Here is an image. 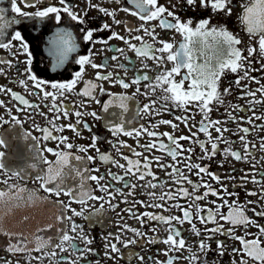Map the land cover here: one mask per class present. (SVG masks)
I'll return each instance as SVG.
<instances>
[{
  "label": "snow or ice",
  "instance_id": "snow-or-ice-1",
  "mask_svg": "<svg viewBox=\"0 0 264 264\" xmlns=\"http://www.w3.org/2000/svg\"><path fill=\"white\" fill-rule=\"evenodd\" d=\"M83 3L86 6L80 8L70 0H58V3L48 0L46 6L45 0H10V12L13 14L10 19L6 17L9 9L0 7V49L8 50L13 57L12 60L0 59V64H7L9 69L16 67L15 80L26 94L22 95L13 88L0 85V94L16 102L9 107L4 99H0V108L6 110L8 117L6 119L4 115H0V129H3L4 125H11L7 131H0V149H3L0 150V171H4L8 176V179L3 181L7 186L6 189H0V235L17 238L15 243H8L7 251L28 253L29 256L33 251L40 252L42 256L31 258L36 260L52 258V264H62V262L82 264L87 261L89 255L99 256L100 253L92 247L94 238L90 237L73 217H82L91 221L94 216L103 214L104 204H108L113 210L117 207L112 203L116 195L124 197L122 202L128 203V197H134L139 187L163 188L164 184L160 182V177L153 171L155 165L169 178L172 187L159 195L149 192L147 195L151 202L133 200L132 206L125 209L142 227L146 223L145 217L148 221L167 225L166 238L159 240L167 246L163 251L166 260L160 261L150 257L149 259H153V264H176L181 259L188 261V264H208L210 254L215 257L213 264H223L222 258L225 253L229 254L230 264H250V262L264 264V239H262L264 224H260L257 219L264 218V204L260 203L264 201V181L256 178V164L252 163V171L245 172L240 177V181L245 186L246 195L258 199L243 202L239 199V192L229 191L224 183V180H235V176L221 177L210 170V162L221 153V144L227 145L222 150L224 160L231 157L234 161L248 162L249 156H253L251 149L256 147L248 140L249 134L253 130L264 132V113L257 115L256 111V105L264 107V83H261L264 76L257 78L252 75L253 72L264 73V0H244L240 5L241 13L237 19L250 41L246 48L240 47L243 43L242 39L227 26V18L233 15V0H176V3L169 0L168 6L160 4L159 0H106L108 5L114 6H105V0H96V2L83 0ZM127 5H133L135 10ZM178 7L190 8L193 12L197 9L201 12L209 10L211 12L208 16L199 19L194 16L182 19L176 11ZM25 8L34 10L25 11ZM93 10L99 14L94 18L98 23L89 26L93 22L89 19V12ZM120 12L136 17L141 23L139 26H134L130 22L118 19ZM65 15L74 22V27L82 34L83 43L89 47L86 54L76 60L79 69L75 71L73 77L66 82H59L41 76L34 69L31 37L24 21L54 20L56 25H61ZM213 16L222 19L218 23H213ZM152 21L157 23L151 24ZM121 24L126 35L115 30ZM32 27H35L34 23ZM157 28L175 32L182 39L179 42L174 38L165 39L160 32H157ZM101 33L108 35L105 37L100 35ZM112 40L122 41L126 48L111 46ZM96 45L102 47L96 49ZM76 48L72 33L58 27L50 39L49 53L54 58L53 70L62 67L68 54ZM107 51L116 54L110 58L105 56L102 63H96L95 57ZM128 52H133L136 59L132 60L127 55ZM20 56L25 57L23 63L26 66L23 72L18 67L21 62ZM121 59L128 61V64L120 62ZM137 61L140 63L139 69L136 68ZM168 64L172 66L168 67ZM253 64H258L259 67L255 68ZM86 67L95 70L93 78L84 79ZM109 68L112 70H108ZM129 72H133L132 77H129ZM152 72H155V76L151 75ZM227 73L236 76L232 85L238 89L239 99L247 101V107L228 104L225 107L227 118L213 119L211 113L216 106H224L225 98L233 92L232 85L221 90L222 79ZM0 76H7V71L2 67H0ZM81 82L83 87L77 89V85ZM105 83L109 88L105 87ZM142 83L144 91L141 90ZM252 83L257 85L254 90L250 87ZM116 86L124 91L118 93L110 91V88ZM133 88L134 90L129 94L128 90ZM72 94L80 97L79 102L65 104ZM138 95L148 99L142 109L138 107V115L142 111L147 115L161 116L164 113L171 114L174 109H179L184 114L175 115L172 120L160 119L156 123H150L149 127L141 125L138 129L129 130L125 126L123 114L129 111V102ZM257 95L260 99H257ZM153 96L155 99L151 98ZM104 97L107 99H103ZM93 104L99 106V113L95 109L88 110ZM13 108L16 114L13 113ZM193 111L201 115L199 121H195ZM239 112H251V115L238 116ZM103 114L117 117L114 120H105V128L112 136L107 143L125 163H120L111 152L101 151L99 143L102 142V138L93 132L95 125L85 119L91 117L93 121H100L104 119ZM36 115L43 117L47 124L43 127L36 124ZM73 117L74 123L71 122ZM29 120L33 121V129L41 133L39 137L34 136L31 131L23 130V124ZM63 121L68 122L63 123ZM256 121L261 123L256 124ZM229 122L237 125V132H232L231 128L225 126ZM180 124L187 129L188 135L174 134ZM244 124L249 127H244ZM81 125L83 130L91 134L90 143L87 145L73 143L69 136L63 134L71 131L75 137L80 138ZM161 125L169 126L174 131L158 132L156 129ZM17 126L21 131L12 135L10 141L8 133ZM225 133L238 136L242 149H234L231 146L234 141H230ZM201 134L206 139H200ZM121 135L135 139L136 148L142 151H137L132 145L119 139ZM143 136L151 138L150 141L140 144L139 138ZM260 139V148L264 150V137ZM12 141L19 142L20 163L14 168H7L4 158ZM40 141L55 142V146L49 147L45 143L41 147ZM181 141H188L189 146L185 147ZM193 146L200 149L199 162L193 161L195 152ZM122 149L132 153V156L124 154ZM91 151L96 155L89 154ZM155 152L164 155H155ZM45 153L52 159H49V155ZM165 156L169 157L171 162H164ZM97 159L121 169L123 174L112 172L110 168L106 174H92L100 172L98 167L88 166ZM219 166L223 167V161ZM192 175L197 177L196 181L191 179ZM261 176L264 177V173H261ZM13 177L25 182L31 180L38 185V188L29 189L26 183L9 184L8 181ZM209 180L215 182L218 187H214ZM89 181L95 182L97 186L95 190L90 187ZM249 182L258 185L259 191L248 190L246 185ZM116 183L121 184L122 187H115ZM185 184L189 187H185ZM125 189L128 190L126 194ZM201 189L204 191L201 192ZM94 191L105 193L108 198L105 199L104 195L96 196ZM41 192L45 195H40ZM61 196L68 197V202L61 200ZM210 196L216 199L209 201ZM51 197H55V200L50 199ZM230 198L231 202H229ZM180 200L185 203L169 204L170 201ZM89 201L102 203L99 208H95L85 216V211L92 207ZM201 201L207 203L201 204ZM45 202L63 209L52 218L62 225L56 234L58 242L51 236L38 234L55 228L52 222L37 227L28 236L22 231H12L8 227V218L19 209L38 208ZM72 203L80 204L82 207L77 211L71 207ZM137 204L160 209L161 213L145 211L136 215L133 209ZM250 205L255 206L249 207ZM172 208L179 209L181 214H172ZM223 208L228 209L227 213L221 211ZM68 211L72 213L71 216L66 214ZM249 211L252 216L248 215ZM163 212H168L169 215L165 216ZM23 219L27 221L29 216L25 215ZM195 221H199L204 226L203 229L198 228ZM65 222H70V227H63ZM185 223L190 226L192 234L199 237L195 242V251L193 245H189L183 235L182 228ZM209 224L213 227H208ZM225 224L229 227L225 228ZM253 227L256 232L248 230ZM238 228L244 229L243 235L235 234ZM151 231L155 233L157 229L153 227ZM126 232H131L133 236L126 238ZM146 235L140 229L123 224L118 233L110 232L107 236H102L103 256L109 260H116L118 254L122 257L118 245L128 248L130 245H136L138 238L142 240ZM217 236H226L238 241L240 247H232L229 252L226 241L216 239ZM77 241L83 244V247H80ZM156 242L155 237L148 239V243ZM213 242L216 245L215 249L212 247ZM29 245L34 246L29 247ZM57 250L59 253L68 252L69 256H60L56 259ZM183 252H187L188 255L183 256ZM174 253L181 255H170ZM136 255L140 264H145L144 256ZM72 256H75V259H72ZM88 264L92 262L88 261ZM95 264H100V261L96 260Z\"/></svg>",
  "mask_w": 264,
  "mask_h": 264
},
{
  "label": "flooded vegetation",
  "instance_id": "flooded-vegetation-1",
  "mask_svg": "<svg viewBox=\"0 0 264 264\" xmlns=\"http://www.w3.org/2000/svg\"><path fill=\"white\" fill-rule=\"evenodd\" d=\"M51 2L52 3H58V0H51ZM70 2L72 4L79 5L80 8H84L86 6L83 3V0H70ZM93 2H96V0H93ZM159 2H160V4L168 6L169 0H159ZM47 3H48V0H45V6L47 5ZM172 3H176V0H172ZM242 3H244V0H233V5H234L233 15L231 17L227 18L226 22H227L228 29L230 31H232L234 34H237L242 39L243 43L240 45V47L246 48L248 46V44L250 43L249 36L245 33L242 25L240 24V22L237 19V17L241 13L240 5ZM21 6L23 7V5H21ZM39 6L40 5H37V7H39ZM105 6H114V5H108L106 3V0H105ZM127 6L133 8V10H135L133 5H127ZM0 7H4L6 9H9V11L6 12L7 18L10 19L13 16V14L10 12V0H0ZM24 10L31 12L34 9L33 8H25ZM176 11L178 12L179 15H181L182 19H185L189 16H194L197 19H199V18H203L205 16H208L211 12V10H209L207 12H201V10H199V9H197V11L193 12V10L190 8L182 9V7H178L176 9ZM98 15L99 14L95 10L89 12V19L93 20V22L89 26H95V24L98 23V21L94 20V18L97 17ZM117 18L121 19L122 21L130 22L134 26H139V24L141 23V21H139L136 17H132L130 15H127L124 12H120L118 14ZM103 19H106V18H103ZM212 19H213V23H218L221 21L222 18L219 16H213ZM33 23L35 24L34 28L32 27ZM156 23H157V21L151 22V24H156ZM24 24L27 26L28 34L31 37L30 42H31L32 47H33V56H34L33 67H34V69L41 76H43L45 78H49V79L59 81V82H66L67 80H70L73 77V74L75 73V71H77L79 69V66L76 64V60L81 55L86 54L87 48L89 47L88 45H85L83 43V41L81 39L82 34L77 31L76 27H74V22H72L65 15L64 20L61 23V25H56L54 20L40 21L38 19L36 21L26 20V21H24ZM58 27L65 28L67 31L72 33L73 38L75 39L77 48L75 51L70 52L68 54L67 59L65 60L62 67H60L59 69L53 70L52 65L54 64V58L49 53L50 39L53 37V35L56 32ZM115 30L120 32L122 35H126V33L124 32L123 24L116 27ZM157 32H160L161 36L164 37L165 39L172 40L174 38L176 42H179L182 39V37L175 32L162 31L159 28H157ZM100 35H103L106 37L108 35V33H101ZM110 45L113 47L126 48V46L122 43V41H119V40L110 41ZM100 47H102V46L96 45V49H99ZM114 54H116V53H114L112 51H107L105 53L97 55L95 57V62L96 63H102L105 56L110 58ZM127 55L129 57H131L132 60L136 59L135 54L133 52H128ZM245 55H247V52H245ZM0 59L12 60L13 57L8 52V50L0 49ZM19 60L21 62L19 63L18 67H19V70L21 72H23V70L26 66L23 63V61L25 60V57L20 56ZM120 62L128 64V61H125L123 59H121ZM110 63L114 64L116 62H110ZM149 63H151V62L149 61ZM171 66H172L171 64H168V67H171ZM0 67L4 68L7 71V76H0V85H6L7 87L13 88L17 92H20L22 95H26L24 93V90L22 89V87L18 84V81L15 80V78L17 76L16 67L9 69L7 64H0ZM253 67L258 68L259 65L253 64ZM136 68L137 69L140 68L139 61L136 62ZM45 70H47V71H45ZM108 70H112V69L109 68ZM94 75H95V70L92 69L91 67H86L84 79L93 78ZM151 75L155 76V72H152ZM252 75L256 76L257 78H260V77L264 76V73L253 72ZM132 76H133V72H129V77H132ZM235 78H236V76L234 74L227 73L225 75V77L222 79L221 90L223 89V87L232 85V81H234ZM177 79H179V77H177ZM242 83H244V82H242ZM261 83H264V79L261 80ZM232 86H233L232 95L225 98V105L224 106H216L214 111L211 113V117L213 119H226L227 117L225 114V107L228 104H240V105L247 107V101L239 99L238 89H236L234 85H232ZM29 87H31V82H29ZM82 87H83L82 82L77 85V89L82 88ZM105 87L109 88V85L107 83H105ZM250 87H251V89L254 90L257 87V85L252 83V84H250ZM133 90H134V88L128 90V93L131 94V91H133ZM141 90L144 91L143 83L141 84ZM110 91L118 93V92H121L124 90L121 89L119 86H116V87L110 88ZM157 95H159V92L157 93ZM26 98H28V97L26 96ZM151 98L155 99V96H153ZM0 99H4L6 101V103H8L9 107H12L13 103H16V102L10 101V98L5 97L3 94H0ZM103 99H107V97H104ZM249 99H251V98H249ZM257 99H260L259 95H257ZM79 100H80V97H77L74 94H72L69 96V99L65 101V104L71 105L73 101L79 102ZM147 102H148V99L143 95H138L134 100L129 102V111L127 113L123 114L124 119L126 121L125 126L127 129H129V130H131L133 128L138 129V128H140L141 125H143L145 127H149L150 123H156L160 119L172 120L175 115H183L184 114L181 110L174 109V110H172L171 114L164 113L161 116L147 115V114L143 113L142 111L138 115L137 114L138 107L142 109L143 104H145ZM92 109L97 110L99 113V106L93 104L91 106V108L88 110H92ZM45 111H47V109H45ZM256 111H257V115H260V114L264 113V107H262L261 105H256ZM13 113L16 114L14 108H13ZM0 115H4L6 119L8 118L7 114H6V110L3 108H0ZM17 115H19V114H17ZM103 115H104V119H102L100 121H93L91 117H85V119L88 120V122L90 124L95 125L93 127V132H95L101 136L102 142L99 143V147L101 148V151L102 152H111L112 156L115 159L119 160L120 163H125V161L120 159L119 155H117V153L111 148V145H109L107 143L108 139H112V136H111V133L109 131H107V129L105 128V120H107V119H113L114 120V119H117V117L112 116L111 114H103ZM192 115H194L195 121H199L201 119V115L195 111L192 112ZM237 115L238 116H250L251 112H247V113L239 112V113H237ZM21 118L23 119V116H21ZM67 122L68 121H63V123H67ZM71 122H73V123L75 122L74 117L72 118ZM174 122H176V121H174ZM35 123L39 124L43 127L47 124V121L43 117L36 115L35 116ZM260 123H261V121H256V124H260ZM225 126L231 128L232 132L238 131L237 125L235 123L229 122ZM243 126L249 127V125H247V124H244ZM10 127H11V125H4V128L0 129V131H7L8 129H10ZM80 128L82 131V137H80V138L75 137L74 133H72L71 131H66L63 134L69 136L72 139L73 143L87 145L90 143L91 134L89 132H87L86 130H83L82 125L80 126ZM23 130L31 131L32 134L34 136H37V137H39L41 135V133L36 132L33 129V121H31V120H29L23 124ZM156 130L158 132H161V133L174 131L171 127L165 126V125L159 126ZM195 130L196 129H193V131H195ZM20 131H21V129L19 128V126H17L12 132H9L8 133L9 140L11 141L12 135L18 134ZM174 134L176 136H180V135H188L189 133H188L187 129H185L184 125L180 124L179 129L175 130ZM213 135L215 136L216 134L213 132ZM225 136L228 137L230 141H234V143L231 145L234 149H242V144L240 143L238 136H233L231 133H225ZM261 137H264V132L253 130L249 134L248 140H250L253 144H255L256 147L254 149H251L253 156H249L248 162L234 161L231 157H229L227 160H224V157L222 155V150L225 147H227V145H224V144L220 145L221 153L218 154L215 157V159L210 162V170L215 172L217 175H220L221 177H226L228 175H232V176L236 177L235 180H224V183L228 186L229 191L239 192V194H240L239 199L242 202L245 200H257L258 199V197H255V196H247L246 192H245V186L240 181V177L243 176L245 172L252 171V163L256 164V168H255L256 178L258 180L264 181V177L261 176V173H264V150H262L260 148V144H261L260 138ZM119 139L124 140L127 144L132 145L134 148H136V140L133 139L132 137H126V136L121 135L119 137ZM150 139L151 138H149L147 136H143V137L139 138V143L140 144H146L150 141ZM200 139H206V137H204L203 134H201ZM165 142H167L166 138H165ZM18 143H19L18 141H12L10 143V147L7 150V154L4 158V162L7 166V168H14V167H16V165L18 163H20V159H19L20 152L18 150ZM30 143H31V141H30ZM45 143H47V146H49V147L55 146V142L40 141L41 147H43L45 145ZM181 143L184 144L185 147L189 146L188 141H181ZM193 147H195V152L193 154V161L199 162L198 157L200 155V149L197 146H193ZM0 150H3V149H0ZM136 150L142 151V149H140V148H136ZM122 151L124 152V154L129 155L130 157L132 156V153L128 152L126 149H122ZM89 154L96 155V153L94 151H91ZM45 155H49V154L45 153ZM81 155H83V154H81ZM155 155L163 156L164 154L161 152H155ZM49 159H52V157L50 155H49ZM221 161H223V167L219 166ZM164 162H166V163L171 162L170 158L165 156ZM204 163H209V162L204 161ZM88 166L92 167V168L98 167L100 169L99 173H92V174H96V175L106 174V172L108 171L109 168L111 169L112 172H115L118 174H123L121 169L116 168V167L112 166L111 164L103 163L99 159H97L95 161V163L89 164ZM233 169H235V171H233ZM153 171H155L157 173V175L160 177V182L164 184L163 188L158 187L156 189H152V188H146V187H139L136 189V193H135L134 197H128V203L122 202L124 200V197H122L120 195H116V198H115V200L112 201V203L116 204L117 207L113 210V209L109 208L108 204H104L103 214L98 215V216H94L91 221L86 220L82 217H73L75 222L79 225H82L84 228V231L86 233H88L90 235V237L94 238V242L92 244V247L98 253H100L99 256L89 255L87 257V261L82 262V264H88V261L92 262V264H95L96 260H99L100 264H140V261H139L136 254H140V255L144 256L145 264H153V259H149L150 257L154 258V259H158L160 261L166 260V257L163 255V251L166 249L167 246L164 245L163 243H160L159 240H163L164 238H166V236H167V231H166L167 225H165L163 223H157L154 221H148L147 218L145 217L144 219L146 220V223L142 227L140 225V223L132 215H130L127 211H125V209L132 206L133 200H143L146 202H151L149 196L147 195L149 192H155L157 195H159L161 192L169 191V189L172 187V184H171V181L169 180V178L165 175L164 172H162L158 168H156L155 165H153ZM169 171H170V169H169ZM185 172H186V170H185ZM186 174H187V172H186ZM8 175H10V173ZM5 179H8V176L5 175L4 171H0V189H6L7 186L3 183V181ZM149 179H151V178L149 177ZM191 179L196 181L197 177L192 175ZM205 179H209V178L205 177ZM133 182H135L134 178H133ZM209 182L213 183L214 187H218L217 185H215V182L210 181V180H209ZM8 183L9 184L19 183L21 185H24L26 183V185L29 189L38 188V185L34 184L31 180H28L27 182H25L22 180H18L15 177L10 179L8 181ZM102 183H104V181H102ZM113 183H115V182H113ZM140 183L143 184L144 182H140ZM88 184L90 185V187L93 190H95L97 187L95 182H93V181H89ZM184 186L189 187L187 184H185ZM115 187H122V185L119 183H116ZM246 188L248 190L259 191V186L256 184H253L251 182L247 183ZM124 191L126 194L128 190L125 189ZM200 191L203 192L204 189H201ZM94 194L96 196L104 195L105 199L108 198L105 193H101L99 191H94ZM40 195H45V194L41 192ZM50 199L55 200V197H51ZM60 199L64 200L65 203L68 202V197L61 196ZM213 199H216V198L211 197V196L208 198L209 201L213 200ZM156 202L162 203L161 201H156ZM177 202H179L181 204L185 203V201L180 200V201H170L169 204H174ZM229 202H231V198H230ZM45 203H47V202H45ZM88 203L92 207H90L88 209V211H85V213H84L85 216H88L89 213L93 212L95 208H99L100 204L102 202L101 201H89ZM200 203L205 204V203H207V201H201ZM217 203H220V201H217ZM260 203L264 204V201H260ZM48 204L52 205L56 214H59L61 211H63V209L60 207L54 206L51 203H48ZM254 206L255 205H250L249 207H254ZM71 207L75 208L77 211H79L82 206L80 204H77V203H72ZM28 210H29V208H21V209H19V211H17L11 217H24L25 215L30 216ZM32 210H36L37 215L41 214L43 216L44 214H46L43 210L41 211V207L31 208V211ZM133 211L135 212L136 215H139L140 213H143L145 211L154 212L157 214L161 213L160 209L142 207L139 204H137L135 206ZM221 211L227 213L228 209L223 208ZM66 214L69 216L72 215V213L70 211H68ZM172 214L180 215L181 213H180L179 209L172 208ZM163 215L168 216L169 213L163 212ZM248 215L252 216L253 214L249 211ZM257 219L259 220L260 224H264V218H257ZM195 223H196V226L198 228L203 229L204 226L201 225L199 223V221H195ZM123 224H127L132 228L140 229V231L146 233L147 235L142 240L138 238V243L136 245H130L128 248H124L122 245H118V247L121 248L122 257L118 254V258L116 260H109L103 256L104 240L102 239V236H107L108 233H110V232L114 233V234L118 233L120 230V226ZM63 227H65V228L70 227V222H65ZM153 227H155L157 229V231L155 233H153L151 231V229ZM208 227H213V225L209 224ZM227 227H229V225L225 224V228H227ZM248 230L251 232L257 231L254 227L249 228ZM182 231H183L184 237L187 240V243L189 245H193V250L195 251V242L199 239V237H196L192 234L190 226L187 223H185L183 225ZM235 234L236 235H243L244 229L238 228ZM132 236H133V234L131 232L125 233L126 238H131ZM154 237L157 238V242L156 243H148V239L154 238ZM249 238H251V237H249ZM216 239L225 240L227 245H228L229 252L231 251L232 247H237V248L240 247V244L238 241H234L232 239H229L226 236H217ZM262 239H264V237H262ZM54 241L58 242L57 239H55ZM113 242H115V241H113ZM77 243L79 244L80 247H83V244H81L79 241H77ZM7 247H8V243H6L0 237V264H6V262H10V264H52V258H42L41 260H36V259L31 258L34 256H42V253H40V252L33 251L31 253V256H29L28 253H11V252L7 251ZM212 247H213V249H215V247H216L214 242L212 243ZM57 252H58V256L56 259H59L60 256H64V257L69 256L68 252L59 253V250H57ZM170 255H181V253H174V254H170ZM182 255L187 256L188 253L183 252ZM71 258L75 259V256H72ZM214 259H215L214 255L210 254L208 264H213ZM238 259H239V257H237V260ZM222 261H223V264H230V257H229L228 253H225L224 257L222 258ZM62 264H64V262H62ZM176 264H188V261L181 259V260L177 261ZM250 264H251V262H250Z\"/></svg>",
  "mask_w": 264,
  "mask_h": 264
},
{
  "label": "water",
  "instance_id": "water-1",
  "mask_svg": "<svg viewBox=\"0 0 264 264\" xmlns=\"http://www.w3.org/2000/svg\"><path fill=\"white\" fill-rule=\"evenodd\" d=\"M41 211L43 210L46 214L43 216L37 215L36 210H32L29 208V219L25 221L23 217H9L7 220V225L12 231H22L26 236L30 235L35 231L37 227L43 226L47 222H52L55 224V228L49 229L47 232H40L38 233L41 236H51L53 240L56 239L57 230L62 226L59 223H57L53 218L54 215H56L54 208L52 205L48 203H43L40 205ZM40 211V212H41ZM0 237L6 242H12L15 243L16 237H10V236H3L0 235ZM34 245H29V247H33Z\"/></svg>",
  "mask_w": 264,
  "mask_h": 264
}]
</instances>
